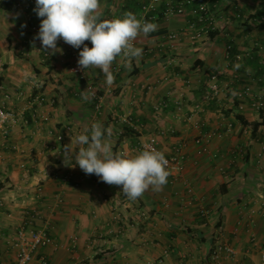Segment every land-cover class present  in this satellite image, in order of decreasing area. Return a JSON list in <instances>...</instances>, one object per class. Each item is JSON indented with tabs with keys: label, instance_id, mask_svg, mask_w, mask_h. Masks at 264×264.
I'll use <instances>...</instances> for the list:
<instances>
[{
	"label": "crops",
	"instance_id": "0c3cea01",
	"mask_svg": "<svg viewBox=\"0 0 264 264\" xmlns=\"http://www.w3.org/2000/svg\"><path fill=\"white\" fill-rule=\"evenodd\" d=\"M146 1L100 0L98 11L107 20L127 12L138 17ZM208 1L214 22L207 34L199 30L196 8L164 18L163 3L151 21L157 30L135 40L143 56L132 61L131 70L118 57L111 69L115 81L107 86L97 68L85 69V79L70 74V53L79 54L83 46L75 49L61 39L62 52L52 54L34 40L30 26H40L35 0H25L22 11L0 0V107L16 117L8 135L0 133V264H14L16 232L35 210V226L54 242L39 252L48 264H213L217 243L234 251L219 264L261 263L264 110L253 108L251 97L264 95V0ZM173 32L180 37L171 53L166 35ZM230 44L234 50L227 54ZM146 49L156 54L146 55ZM213 76L218 93L211 98L207 85ZM246 87L249 99L239 110ZM90 88L104 97L99 116L90 99L74 95ZM97 121L110 129L113 151L128 157L160 131L165 157L184 142L181 177L167 178L162 191L149 189L136 200L95 174L78 187L61 185L55 173L75 179L80 169L64 164L71 136ZM212 133L222 136L197 143L201 134ZM200 207L208 211L207 220L199 216Z\"/></svg>",
	"mask_w": 264,
	"mask_h": 264
},
{
	"label": "clouds",
	"instance_id": "9594fccd",
	"mask_svg": "<svg viewBox=\"0 0 264 264\" xmlns=\"http://www.w3.org/2000/svg\"><path fill=\"white\" fill-rule=\"evenodd\" d=\"M99 7L100 0H35L33 11L40 18V27L34 40H39L43 49L51 50L52 54L62 52L57 46L61 39L75 49L83 46L78 66L82 70L99 69L104 83L111 86L115 81L113 62L123 58L124 67L131 70L132 61L143 56V48L135 46L134 41L140 35L150 38L157 24L141 21L131 12L112 20L101 19ZM235 67L238 69L240 65ZM81 94L83 100L89 99L87 90ZM110 135V129L97 121L83 133L71 136V144L64 149L65 166H79L84 173L95 174L102 182L122 186L129 200L142 197L149 189L162 191L170 174L165 154L149 148L128 157L113 151L107 139Z\"/></svg>",
	"mask_w": 264,
	"mask_h": 264
},
{
	"label": "built area",
	"instance_id": "2783aa9c",
	"mask_svg": "<svg viewBox=\"0 0 264 264\" xmlns=\"http://www.w3.org/2000/svg\"><path fill=\"white\" fill-rule=\"evenodd\" d=\"M12 7L15 10H25L26 4L25 0H9ZM176 1V4L173 2ZM208 0H147L146 2L142 3L140 6V12L138 15L139 20L141 21H152L154 15L156 14L158 8L164 3L165 7L162 11L163 17H171V16H179L183 15L186 12L187 8L196 7L197 10V23L201 25L199 29L201 32L207 34L212 26H213V16L211 14L210 7L208 5ZM39 25L37 23H33L30 26V31L33 33H38ZM180 37V33L173 32L166 35L167 40L169 41V51L174 53L176 50L174 43L178 41ZM135 44V41H134ZM232 50V46L227 45L226 51L227 54H230ZM146 55H155L156 53L152 49H146L144 51ZM70 58L72 59V63L68 66V70L70 74L77 79H85L84 70H82L78 66V59L79 54L76 51H71ZM212 83L207 85L208 87V95L213 98L218 93V87L216 83V76L211 78ZM250 87H246L243 94L239 95L241 105L239 106V110L243 109V105L246 100L249 99ZM89 99L94 103V109L96 116L101 115L102 108L104 104V97L99 94L94 88H90L87 91ZM75 97H81L82 94L77 92L74 94ZM252 107L255 108L257 111L264 110V95L256 94L251 97ZM39 103H43L45 101L43 96L38 98ZM16 123V117L13 113L5 110L3 107H0V133L3 136L8 135V131L11 126ZM123 123L127 124L132 131H138V127L134 125L131 118H124ZM163 132L160 131L155 135L150 136L145 143H141L140 146L143 150L154 148L156 150H160L159 148V141L158 138L163 136ZM220 138L222 136L221 133H212V134H201V136L197 139V143L199 145H205L212 137ZM58 140H61L60 138ZM161 151V150H160ZM202 152L208 154V148L206 146L202 147ZM238 154L240 150L235 151ZM215 156V155H213ZM168 160V171L169 176L168 179L174 180L179 179L182 174V170L184 167V162L186 159V144L184 142H178L174 145L172 152L169 156L166 157ZM220 172H223L224 169H219ZM90 176V174L84 173L81 169L78 170L77 176L74 179L71 173H64L59 174L55 173L53 175V179L58 181L61 185L72 184L75 187L81 185V183ZM187 194L190 197L189 204H192L194 199L193 190L189 187L187 188ZM61 202V201H60ZM0 206H2L0 204ZM32 213V214H31ZM29 214L28 220H26L17 230L16 232V240L14 243L15 247V259L14 264H48V261L45 256L39 254L40 250H44L47 247L53 246L54 242L53 239L47 234L45 228H37L35 226V221L39 218V213L35 211ZM198 214L203 220H207L209 213L204 208L198 209ZM234 255V251L231 247L225 244L217 243L211 249V261L213 264H219L222 257H230ZM261 263L264 264V248L260 254ZM79 264V263H73Z\"/></svg>",
	"mask_w": 264,
	"mask_h": 264
},
{
	"label": "trees",
	"instance_id": "16d2710c",
	"mask_svg": "<svg viewBox=\"0 0 264 264\" xmlns=\"http://www.w3.org/2000/svg\"><path fill=\"white\" fill-rule=\"evenodd\" d=\"M11 4V3H10ZM208 5H209V3H208ZM141 6V5H140ZM165 7V6H164ZM209 7H210V5H209ZM193 8H196V7H193ZM210 10H211V8H210ZM139 12H140V8H139ZM212 13V12H211ZM161 14H162V12H161ZM162 16H163V14H162ZM138 18V17H137ZM262 19H259V21H261ZM197 21V20H196ZM151 22V21H150ZM230 46H232L231 44H230ZM233 50H234V48L232 47V50H231V52L230 53H232L233 52ZM254 127L255 128H257L258 127V125H254Z\"/></svg>",
	"mask_w": 264,
	"mask_h": 264
}]
</instances>
